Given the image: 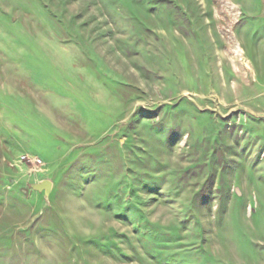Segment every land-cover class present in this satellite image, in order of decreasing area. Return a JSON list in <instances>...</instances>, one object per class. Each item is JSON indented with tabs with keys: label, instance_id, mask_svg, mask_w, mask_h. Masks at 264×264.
<instances>
[{
	"label": "rangeland",
	"instance_id": "rangeland-1",
	"mask_svg": "<svg viewBox=\"0 0 264 264\" xmlns=\"http://www.w3.org/2000/svg\"><path fill=\"white\" fill-rule=\"evenodd\" d=\"M0 264H264V0H0Z\"/></svg>",
	"mask_w": 264,
	"mask_h": 264
},
{
	"label": "water",
	"instance_id": "water-1",
	"mask_svg": "<svg viewBox=\"0 0 264 264\" xmlns=\"http://www.w3.org/2000/svg\"><path fill=\"white\" fill-rule=\"evenodd\" d=\"M35 188L38 189H45V190H50L52 187V181L51 180H44L39 184L34 185Z\"/></svg>",
	"mask_w": 264,
	"mask_h": 264
},
{
	"label": "built area",
	"instance_id": "built-area-1",
	"mask_svg": "<svg viewBox=\"0 0 264 264\" xmlns=\"http://www.w3.org/2000/svg\"><path fill=\"white\" fill-rule=\"evenodd\" d=\"M22 158H23V160L30 161V162H32L35 165L43 163V159L40 158V157H30V156L27 157V155H24Z\"/></svg>",
	"mask_w": 264,
	"mask_h": 264
}]
</instances>
